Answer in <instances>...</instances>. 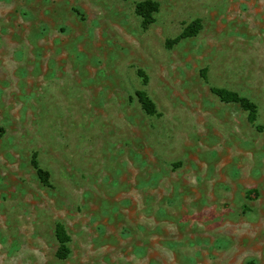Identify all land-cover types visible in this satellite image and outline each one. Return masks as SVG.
<instances>
[{"label": "rangeland", "instance_id": "rangeland-1", "mask_svg": "<svg viewBox=\"0 0 264 264\" xmlns=\"http://www.w3.org/2000/svg\"><path fill=\"white\" fill-rule=\"evenodd\" d=\"M145 1L0 0V264H264V0Z\"/></svg>", "mask_w": 264, "mask_h": 264}, {"label": "trees", "instance_id": "trees-1", "mask_svg": "<svg viewBox=\"0 0 264 264\" xmlns=\"http://www.w3.org/2000/svg\"><path fill=\"white\" fill-rule=\"evenodd\" d=\"M159 10V4L154 1H145L141 2L137 5V12L142 16L145 22L150 23L153 20V16ZM202 29V21L197 19L190 24H188L183 32L176 37L175 39L168 40L167 45L169 47L179 44L181 41L193 38L199 34ZM212 92L220 98L221 101L226 103H239L248 113L249 119L252 122H255L257 119V106L251 102L248 98H245L239 95L237 92L228 91L226 89L221 88H212ZM138 99L142 108L145 110L146 113L150 115L157 114V106L153 102V100L144 92H140L138 94ZM35 162V168L41 178V180L50 185V174L43 170L37 161ZM56 237L59 243L58 249V257L61 259H66L70 255V243L71 238L67 232L66 227L64 224L59 223L56 227Z\"/></svg>", "mask_w": 264, "mask_h": 264}]
</instances>
